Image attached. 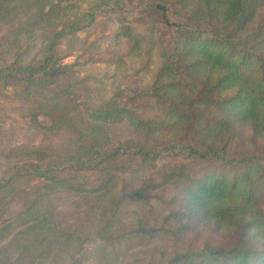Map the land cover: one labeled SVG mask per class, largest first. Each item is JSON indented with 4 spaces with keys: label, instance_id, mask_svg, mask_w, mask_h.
<instances>
[{
    "label": "rangeland",
    "instance_id": "1",
    "mask_svg": "<svg viewBox=\"0 0 264 264\" xmlns=\"http://www.w3.org/2000/svg\"><path fill=\"white\" fill-rule=\"evenodd\" d=\"M206 6L205 0H0V66L43 65L35 71L41 75L36 83L0 79V264H192L189 256L173 260L237 239L262 246L264 238L253 231L264 192L247 210L211 213L201 199H187L182 180L165 176L179 159L141 161L125 153L89 159L114 145L132 147L129 140L152 141L155 131L126 119L97 121L100 126L89 133L87 109H103L110 100L136 105L144 118L161 117V99L144 90L153 85L160 61L174 54L180 28L172 22H205ZM211 9L213 23L222 26L224 4L213 2ZM177 64L182 71L176 68L173 77L183 90L158 80L156 85L183 101L204 78L222 72L202 61L198 71L204 76L189 83L185 63ZM196 107L205 116L219 115L213 104L198 101ZM229 116L228 126L212 131L195 121L180 123L177 135L239 152L264 146V126L255 118ZM79 128L85 129L82 136ZM69 157L83 163L73 166ZM197 165L187 163L183 173ZM135 189L140 195L130 194Z\"/></svg>",
    "mask_w": 264,
    "mask_h": 264
},
{
    "label": "trees",
    "instance_id": "2",
    "mask_svg": "<svg viewBox=\"0 0 264 264\" xmlns=\"http://www.w3.org/2000/svg\"><path fill=\"white\" fill-rule=\"evenodd\" d=\"M205 1L209 3V6H206L208 13L205 22L194 20L182 25L180 22H172L176 24V30L180 28L179 37L174 40L172 46L174 54L169 53L167 59L160 61L154 73L153 85L144 90L155 100L161 99L166 109L161 117L144 118L135 110L136 105L119 106L110 100L103 109H87L90 130L86 131L89 133L95 132L100 126L97 121L126 119L135 128H145L147 132L155 131L149 137L152 141L145 143L129 140L132 147L128 146L129 142L114 145L104 154L90 153L89 159L102 160L123 153L141 161L158 157L179 159L177 168L169 169L165 176L183 181L188 200L189 197L201 199L209 206L207 209L211 213L234 209L247 210L257 196L264 192V166L261 161L264 158V146L245 148L240 152L233 151L226 148L223 143L215 145L203 143L196 138L185 139L177 135V128L180 123L195 121L207 131L220 129L228 126L231 120L229 115L232 113L248 115L255 118L257 124L264 126V0ZM218 1H222L225 6L223 17L220 19L222 26H217L212 21L215 12L211 9V3ZM154 6H159L161 12L165 10V6L161 3L155 2ZM89 16H92L91 12ZM62 31V28L58 29L55 34H60ZM49 56L47 55L45 60ZM177 60L185 63L182 68L186 69L189 79L186 81L189 83L197 74L204 76L202 71H198L202 61H208L211 66L218 67L222 72L213 76L210 81L204 78L202 85L192 95H187L186 100L183 101L174 93L161 94L158 91L159 86L156 85L158 80L162 86L177 84L181 87V91L183 90L182 81L173 77L176 73L174 70L180 66ZM40 66H43L42 63L38 66L30 63L0 66V79L17 76L29 84L36 83L41 79L40 74L35 75V71ZM178 71H182L181 67ZM160 77H162L161 82ZM59 93H64V90L61 89ZM198 101H201L204 107L213 104L218 108L219 115L201 114L196 110ZM71 117L74 121L82 120H77L72 115ZM84 130L79 128V134H83ZM167 131L173 132L167 137L157 138L158 133ZM73 157L67 158V161L74 160L73 166H76L80 159ZM93 160L89 162L95 166ZM189 162L198 164L195 171L191 174L183 173L182 168ZM40 166L37 164V167ZM45 170H49V167ZM37 173L45 177L51 176L45 174V171ZM130 194L138 196L140 191L135 189ZM257 219L258 225L253 234L264 238V211L258 214ZM262 246L246 244L237 239L234 243L223 247L180 253L173 262L177 263L189 256V262H193L192 264H264V240Z\"/></svg>",
    "mask_w": 264,
    "mask_h": 264
}]
</instances>
